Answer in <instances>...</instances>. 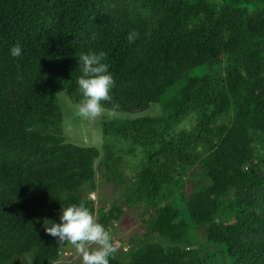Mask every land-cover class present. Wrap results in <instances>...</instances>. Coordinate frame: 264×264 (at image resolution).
I'll return each mask as SVG.
<instances>
[{
	"label": "trees",
	"instance_id": "obj_1",
	"mask_svg": "<svg viewBox=\"0 0 264 264\" xmlns=\"http://www.w3.org/2000/svg\"><path fill=\"white\" fill-rule=\"evenodd\" d=\"M89 52L127 115L101 123L103 151L64 135ZM81 203L111 233L117 203L138 211L143 239L110 264H264V0H0V264H67L45 224Z\"/></svg>",
	"mask_w": 264,
	"mask_h": 264
},
{
	"label": "clouds",
	"instance_id": "obj_2",
	"mask_svg": "<svg viewBox=\"0 0 264 264\" xmlns=\"http://www.w3.org/2000/svg\"><path fill=\"white\" fill-rule=\"evenodd\" d=\"M138 37L139 33L132 31L127 40L135 43ZM22 52L20 44L10 49V55L14 58L20 57ZM105 59L104 52H89L79 56L81 75L77 84L82 100L77 106V115L83 120L102 117L106 111L103 102L111 101L115 80ZM50 222V226L45 224L46 233L57 238L61 245L71 244L80 255L81 264H110V258L117 251L111 232L96 221L83 203L63 208L60 223ZM120 248L123 252L128 250Z\"/></svg>",
	"mask_w": 264,
	"mask_h": 264
},
{
	"label": "rangeland",
	"instance_id": "obj_3",
	"mask_svg": "<svg viewBox=\"0 0 264 264\" xmlns=\"http://www.w3.org/2000/svg\"><path fill=\"white\" fill-rule=\"evenodd\" d=\"M62 108H63V124H64V135L67 142L76 145H85V146H95L103 151L102 149V129L101 123L103 121L115 120L118 118H123L120 112H113L106 110L102 117H98L95 120H83L77 115V109L75 106H69V102L67 99L61 100ZM157 105L151 106L148 111H145L143 115L149 116H157L160 114L159 110L157 109ZM130 164H134L132 160H130ZM126 168L129 166L124 167L125 173H127ZM193 173V179H189V175L187 176L186 185L184 191L186 194L193 192L198 186H196L195 182H198V176L196 174V168L191 170ZM200 173V172H199ZM98 182V181H97ZM99 183V182H98ZM101 187L99 188V196L93 194L91 197L94 201H96L97 205L100 204V200L106 202L105 205L110 207L114 201V198L117 197L116 189L111 184H107L104 182H100ZM104 184V186H103ZM123 209V218L125 219L124 224L119 225L113 233H111L113 238V243H116L120 247L124 249H128V240L129 238L133 237L137 242L138 239H143L145 230L142 226L139 218L137 217L138 211L135 209L128 210L126 207L122 206L121 204L117 203ZM122 218V219H123ZM148 241H152L151 238ZM155 241V240H154ZM94 247V246H93ZM118 247V246H117ZM70 252L72 255L68 253L62 254V259H65L67 264H81L80 255L76 252L75 248L72 247L69 250H65Z\"/></svg>",
	"mask_w": 264,
	"mask_h": 264
}]
</instances>
